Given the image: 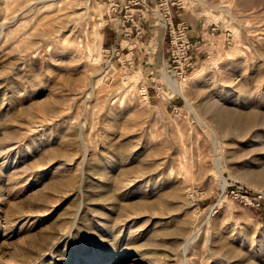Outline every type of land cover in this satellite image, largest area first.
Instances as JSON below:
<instances>
[{
    "label": "rangeland",
    "instance_id": "obj_1",
    "mask_svg": "<svg viewBox=\"0 0 264 264\" xmlns=\"http://www.w3.org/2000/svg\"><path fill=\"white\" fill-rule=\"evenodd\" d=\"M102 2L0 0V264H264V0H180L175 78Z\"/></svg>",
    "mask_w": 264,
    "mask_h": 264
},
{
    "label": "built area",
    "instance_id": "obj_2",
    "mask_svg": "<svg viewBox=\"0 0 264 264\" xmlns=\"http://www.w3.org/2000/svg\"><path fill=\"white\" fill-rule=\"evenodd\" d=\"M106 6L105 11L108 17L105 24L112 27L113 33L119 38L115 45L105 47L104 50L111 56L119 57L121 43L128 40L131 35L141 34L140 26L135 20V12L148 14L155 18L158 25L163 23V35L167 34V62L165 70L169 76L175 78L179 75H185L192 68V42L188 37V25L180 20L171 24V10L175 7H181L178 0H102ZM151 14V15H150ZM153 22V25H154ZM104 24V25H105Z\"/></svg>",
    "mask_w": 264,
    "mask_h": 264
},
{
    "label": "crops",
    "instance_id": "obj_3",
    "mask_svg": "<svg viewBox=\"0 0 264 264\" xmlns=\"http://www.w3.org/2000/svg\"><path fill=\"white\" fill-rule=\"evenodd\" d=\"M180 1V0H178ZM182 11L184 8L181 6V7H173L172 10H171V14H170V17H171V24H175L176 22L180 21V20H183L187 23L188 25V37L190 39V41L192 42V49L190 51V54L192 56V65L194 66L196 61L198 60V54L200 52V48H201V43L200 41H202V29H200V27H198V29H194L192 28V26L184 19L181 18L180 14H179V10ZM107 20V19H106ZM135 20L137 22V25L140 26V29H141V34L140 35H136V36H133L131 35L129 37L128 40H124V41H120L124 43V45H119L120 47V51H119V56L122 54V50L123 49H127L128 52H126L124 54V59L123 60H126L125 57L126 55L130 54L129 56L132 55V49L137 46L139 40L141 39L142 36L145 35L146 33V30H147V26H152L153 23H151L149 20V17H148V14L145 13V14H140L139 12H135ZM163 25L161 24V31L160 33L162 32L163 33ZM105 30L101 32V35H100V38H101V42L102 40H105V44H106V47H110L111 45H115L119 38L113 33L112 31V27L110 25L107 24V26H105ZM151 38V37H150ZM149 38V39H150ZM165 51H166V48H165ZM135 53V52H133ZM134 56V55H133ZM162 61L164 60V58L162 57L161 58ZM165 63L167 62V55L165 57ZM163 61V63H164ZM129 64V63H128ZM192 66V67H193Z\"/></svg>",
    "mask_w": 264,
    "mask_h": 264
},
{
    "label": "bare ground",
    "instance_id": "obj_4",
    "mask_svg": "<svg viewBox=\"0 0 264 264\" xmlns=\"http://www.w3.org/2000/svg\"><path fill=\"white\" fill-rule=\"evenodd\" d=\"M99 25V24H98ZM87 49H88V56H90V58H92L93 59V55H96V51L93 49V50H91L90 48H88L87 47ZM97 50V49H96ZM95 53V54H94ZM99 57V56H98ZM89 58V57H88ZM180 88V87H179ZM213 107V106H212ZM212 107H209L210 109H209V112H212V110H213V112H214V114H215V120H216V122H217V124L219 125V127H221V128H223L224 126H225V124L227 123V121H230L231 119V115L230 114H227V113H225L224 111H217V110H215V109H213ZM212 109V110H211ZM197 116V115H196ZM233 116V115H232ZM196 118V117H195ZM230 119V120H229ZM199 123H200V125L201 126H203L204 128H206L207 130L209 129L205 124H204V122H202L200 119H199V117L197 116V119H196ZM231 122H232V120H231ZM229 124V123H228ZM232 124V123H231ZM218 127V126H217ZM248 128V127H247ZM218 129V128H217ZM224 130H226L225 128H224ZM262 174V173H261ZM263 178V177H262ZM259 180V179H258ZM89 260V259H88Z\"/></svg>",
    "mask_w": 264,
    "mask_h": 264
}]
</instances>
